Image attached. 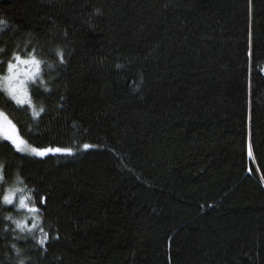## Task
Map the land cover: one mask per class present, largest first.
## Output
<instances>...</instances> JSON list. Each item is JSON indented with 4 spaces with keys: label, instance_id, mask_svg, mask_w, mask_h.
Instances as JSON below:
<instances>
[{
    "label": "trees",
    "instance_id": "trees-1",
    "mask_svg": "<svg viewBox=\"0 0 264 264\" xmlns=\"http://www.w3.org/2000/svg\"><path fill=\"white\" fill-rule=\"evenodd\" d=\"M0 18V77L35 48L49 85L27 82L33 118L0 80V108L29 144L74 149L0 138V194L20 189L0 264H264V0H0ZM37 190L30 234L16 204Z\"/></svg>",
    "mask_w": 264,
    "mask_h": 264
},
{
    "label": "snow or ice",
    "instance_id": "snow-or-ice-1",
    "mask_svg": "<svg viewBox=\"0 0 264 264\" xmlns=\"http://www.w3.org/2000/svg\"><path fill=\"white\" fill-rule=\"evenodd\" d=\"M98 11V10H97ZM5 21L3 18H0V25H4ZM54 55L57 57V63L63 65L66 63L64 50L57 47L52 50ZM249 55L251 52L249 51ZM0 63H4L0 61ZM43 61L37 58L36 49L33 48L31 52H28L26 56H22L19 52L13 51L11 57L6 61V75L0 77V80L3 81L2 87L5 90L6 95L15 103V105H25L27 104L31 110L33 118L38 117L43 111L44 107L41 106L37 108L33 104L32 96L29 93L27 82L28 81H37L44 87L45 91H48L49 85L44 83L43 77L41 75V64ZM49 67L52 65L49 64ZM119 67V65H117ZM136 87H139L137 85ZM135 90V89H134ZM63 100V97H60ZM0 138L9 142L10 146L18 152L29 153L38 157H45L48 154L52 153H63L71 155L74 151L71 147H59V146H45L37 147L29 144L23 136L20 135V132L17 128L16 123L9 118L8 114L4 111L3 108H0ZM83 148L87 149L89 147H94V145H89L87 143L82 145ZM248 155H252V146L248 144ZM9 165L5 162L0 161V186L6 183L4 177L8 172ZM22 178L17 175V180ZM20 189L17 188H3L2 194H0V201L5 205H10L13 203L15 194ZM31 192V190H29ZM27 195H20L18 198V203L16 204L17 208L26 209L28 214L32 217V223H28L27 219L15 221L16 228L24 231L28 230L30 234L37 228V221L41 220V215L38 213L42 212V209L39 205L46 204L47 195L40 193L37 190V196L32 199V202H27ZM9 217H5L8 219ZM7 227V225H5ZM39 236L33 235L36 245L39 246L44 252L47 251L46 244L52 239H58L59 233L56 232L53 235L50 231H45L43 227L39 228ZM12 248L20 253L21 249L17 248L15 244L12 245ZM18 264H25L24 259H20Z\"/></svg>",
    "mask_w": 264,
    "mask_h": 264
},
{
    "label": "rangeland",
    "instance_id": "rangeland-1",
    "mask_svg": "<svg viewBox=\"0 0 264 264\" xmlns=\"http://www.w3.org/2000/svg\"><path fill=\"white\" fill-rule=\"evenodd\" d=\"M6 75V74H5ZM3 82V81H2ZM27 154H29V153H27ZM31 155V154H30Z\"/></svg>",
    "mask_w": 264,
    "mask_h": 264
}]
</instances>
